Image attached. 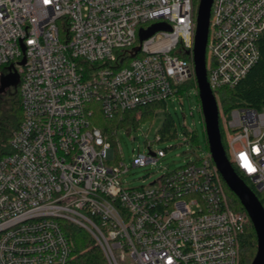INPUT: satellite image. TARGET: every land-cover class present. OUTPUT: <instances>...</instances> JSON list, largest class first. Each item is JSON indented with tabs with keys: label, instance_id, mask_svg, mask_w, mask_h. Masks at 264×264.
Here are the masks:
<instances>
[{
	"label": "built area",
	"instance_id": "obj_1",
	"mask_svg": "<svg viewBox=\"0 0 264 264\" xmlns=\"http://www.w3.org/2000/svg\"><path fill=\"white\" fill-rule=\"evenodd\" d=\"M197 8L195 0H0V67L19 76L23 113L0 159V264H71L65 223L91 234L109 264H240L251 218L231 207L210 152L127 188L120 175L129 168L111 141L118 130L95 121L98 112L111 119L165 104L196 82ZM157 26L170 30L142 40ZM209 31L216 96L258 61L264 0H214ZM224 127L232 166L264 198V110L235 108ZM150 146L133 167L166 156Z\"/></svg>",
	"mask_w": 264,
	"mask_h": 264
},
{
	"label": "trees",
	"instance_id": "obj_2",
	"mask_svg": "<svg viewBox=\"0 0 264 264\" xmlns=\"http://www.w3.org/2000/svg\"><path fill=\"white\" fill-rule=\"evenodd\" d=\"M200 0H195V7H198ZM259 56L255 66L249 71L248 75L241 80L234 88H227L216 93L219 110L228 116L235 108H252L258 111L264 110V34L259 40ZM6 69V68H4ZM5 74V72H3ZM2 74V76H4ZM20 78L18 83L7 88L0 94V159L10 153V138L19 127L22 120V106L20 94ZM195 81L180 87V93L189 90L195 85ZM198 92V87L195 85ZM165 104H150L142 108L117 114L114 118L107 119L98 112L95 121L102 130H119L121 128L131 129L139 126L140 123L148 121L160 108ZM204 121V120H203ZM176 123L169 113H166L164 122L159 130L160 140L173 137L176 134ZM222 144L225 148L227 157L230 158L227 134L224 124L220 117V129ZM192 140H197V135L192 133ZM208 145V142H207ZM209 147V145H208ZM238 175L249 184L237 169ZM226 194L231 207L238 212H245V209L237 196L231 192L222 180ZM264 206V198L260 193L258 195ZM68 230L67 235L73 244V254L71 264H109L104 256L101 248L96 243L95 239L86 230L77 227L73 224L65 223ZM258 247L257 234L255 227L250 223L246 231L240 236V264H251L256 257Z\"/></svg>",
	"mask_w": 264,
	"mask_h": 264
},
{
	"label": "rangeland",
	"instance_id": "obj_3",
	"mask_svg": "<svg viewBox=\"0 0 264 264\" xmlns=\"http://www.w3.org/2000/svg\"><path fill=\"white\" fill-rule=\"evenodd\" d=\"M211 54L208 53L210 60ZM5 67H0V73L5 72ZM191 82V81H190ZM196 83V82H195ZM196 85V84H195ZM195 85L183 94L168 100L163 108L157 110L152 118L142 122L136 128L118 130L116 138L111 140L120 149L128 171L121 176L124 187H147L160 179L164 174L175 171L186 164L205 158L208 154L207 135L204 118L200 108V98ZM166 113L176 123V134L170 138L157 141L159 130L162 127ZM221 121L226 125L228 116L220 110ZM195 133L197 140H192ZM115 141V142H113ZM154 151L166 150V156L156 165L146 167H133V157L139 152H148V145Z\"/></svg>",
	"mask_w": 264,
	"mask_h": 264
},
{
	"label": "water",
	"instance_id": "obj_4",
	"mask_svg": "<svg viewBox=\"0 0 264 264\" xmlns=\"http://www.w3.org/2000/svg\"><path fill=\"white\" fill-rule=\"evenodd\" d=\"M213 1L200 0L197 8V25L193 54L200 106L211 157L226 186L237 196L246 213L249 214L253 227L256 230L258 247L256 257L251 264H264V206L250 185L238 175L227 157L222 144L221 131L219 130L220 112L217 98L208 82L207 44ZM158 29L170 30L168 26H157L143 36L142 40L155 34ZM24 62L25 60H23L22 64ZM17 81V74L2 76L0 78V94L12 85H16L18 83Z\"/></svg>",
	"mask_w": 264,
	"mask_h": 264
},
{
	"label": "snow or ice",
	"instance_id": "obj_5",
	"mask_svg": "<svg viewBox=\"0 0 264 264\" xmlns=\"http://www.w3.org/2000/svg\"><path fill=\"white\" fill-rule=\"evenodd\" d=\"M46 2H47V0H46Z\"/></svg>",
	"mask_w": 264,
	"mask_h": 264
}]
</instances>
